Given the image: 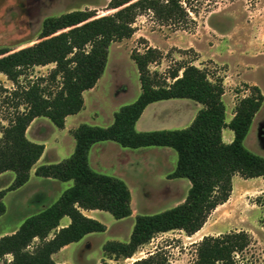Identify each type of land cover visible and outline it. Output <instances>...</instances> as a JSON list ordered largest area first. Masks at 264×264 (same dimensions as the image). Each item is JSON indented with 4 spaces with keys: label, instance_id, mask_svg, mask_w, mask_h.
Returning a JSON list of instances; mask_svg holds the SVG:
<instances>
[{
    "label": "trees",
    "instance_id": "16d2710c",
    "mask_svg": "<svg viewBox=\"0 0 264 264\" xmlns=\"http://www.w3.org/2000/svg\"><path fill=\"white\" fill-rule=\"evenodd\" d=\"M203 5V0H111L113 12L109 14L96 17L93 10L75 9L48 16L43 20L39 41L18 50L0 48V73L14 85L8 88L0 83V94L5 95L4 102L12 109L3 118L6 124L0 120V174L15 173L12 184L0 190V215L6 211L7 192L29 181L31 169L45 150L44 144L27 137L31 122L47 117L58 128H64L66 117L83 109V93L95 87L103 76L111 44L131 38L140 15L151 12L160 24L189 30L195 24L190 13ZM162 56V51L153 46L144 52L133 50L131 58L141 82L139 97L123 105L109 126L80 124L72 130L74 152L60 162L37 167V176L72 180L73 185L56 202L26 218L14 233L0 237V261L10 255L7 264H62L53 259L54 253L89 233L107 229L83 210L108 211L117 219L133 214L128 184L90 165V149L99 141L112 140L132 149L171 147L177 151L178 160L169 177L187 178L191 183L184 201L178 205L159 213L137 214L130 239L105 243L100 264L132 258L161 233L180 230L194 235L211 213L229 200L235 176L264 177V156L244 144L264 103L260 87L250 86V93L239 99L234 116L228 121L222 78H213L206 69L192 63L165 77L150 68ZM48 64L55 66L47 76L22 80L29 69ZM171 98H188L202 105L189 126L136 129V122L150 103ZM225 128L234 132L231 142L223 140ZM258 203L264 207V200L259 199ZM67 216L70 223L61 226ZM252 242L253 237L245 230L205 235L194 243L196 256L191 264H249L243 254ZM130 264H171V260L168 252L158 247Z\"/></svg>",
    "mask_w": 264,
    "mask_h": 264
},
{
    "label": "rangeland",
    "instance_id": "374dc122",
    "mask_svg": "<svg viewBox=\"0 0 264 264\" xmlns=\"http://www.w3.org/2000/svg\"><path fill=\"white\" fill-rule=\"evenodd\" d=\"M204 5L191 12L195 24L189 30H176L173 26L158 22L151 12L137 18L136 32L131 38L114 42L110 46L109 59L104 75L97 87L102 94H89L88 108L80 121L109 126L116 103L127 102L135 90H141L138 67L131 58L133 50L144 52L148 46L160 49L163 56L150 65L165 77L184 64L192 63L206 69L213 78L224 80V102L227 120L230 121L239 99L250 93V86L258 85L264 94V0H203ZM111 0H0V48L18 50L39 41L43 20L75 9L93 10L96 17L113 12ZM55 64L36 66L27 71L22 80L47 76ZM171 82L172 79L168 78ZM0 83L14 88L12 81L0 73ZM0 94V120L12 110ZM191 104L196 103L189 99ZM190 108L179 107L178 114H186ZM94 112L99 116L92 119ZM42 130L51 142L44 164L58 161L57 154L66 157L75 145L74 137L58 133V127L47 117H42ZM2 133L0 132V137ZM60 135V136H59ZM59 140L56 142V138ZM57 144H56V143ZM104 158L98 153L93 157L97 171L114 176H124L133 195L135 214H154L173 207L188 193L189 185L166 186V175L176 168L178 154L165 163L151 149L140 150L122 147L114 143ZM252 152L264 156V103L256 114L244 141ZM0 178V187L13 182L14 172ZM188 182V179H186ZM73 181H60L34 175L24 187L7 192L4 198L6 211L0 215V233L10 231L24 220L56 202ZM63 191V192H62ZM264 177L244 179L235 176L229 200L218 206L209 216L203 228L192 236L175 230L158 234L144 245L132 258L110 260L114 264H130L148 251L163 248L168 252L171 264H191L195 244L205 235H217L228 231L245 230L253 237L244 252L249 264H264ZM69 219V217H66ZM136 216L121 219L110 212L97 210L96 219L107 226L103 232H92L73 243L61 256L75 264H100L104 258V245L110 240L128 241ZM65 221H63L64 223ZM7 257L0 264H7ZM109 260V259H107Z\"/></svg>",
    "mask_w": 264,
    "mask_h": 264
},
{
    "label": "crops",
    "instance_id": "0c3cea01",
    "mask_svg": "<svg viewBox=\"0 0 264 264\" xmlns=\"http://www.w3.org/2000/svg\"><path fill=\"white\" fill-rule=\"evenodd\" d=\"M101 78L99 79V81L97 82L95 87H93V88H91L89 90H86L83 93L84 101H85L83 109L81 111H79L78 113H76V114H72V115L67 116L66 117V122H65V127L64 128H58L59 129L58 133L63 134V135H67V136L68 135L73 136L72 130L77 128L80 124L86 123L84 121H80L79 117L84 111L87 110L89 94H94V93L97 92V87H98V85L100 83ZM141 91L142 90H135V93L132 95V97L127 102L125 101V103L122 102V101L120 103H118V102L116 103L117 105L115 107V111L113 112L112 119L110 118V120H112V123L114 122L115 113L123 105H127V104H130V103H133L139 97ZM96 94H98V98L102 97V94H100V93H96ZM225 94H226V90H225ZM225 94H224V96H225ZM224 96H223V99H224ZM195 102L196 103L191 104V102H189L188 98H171V99H164V100H159V101L150 103L144 109L141 117L136 122L135 127H136V129L138 131H150V130H157V129H181V128H185V127L189 126L192 123V121L194 120L196 114L198 113V111L202 107V105L199 102H197V101H195ZM179 107L190 108V111L188 113H186V114H183V115H181V114L177 115L176 112L179 109ZM94 115L95 116H92V119L96 120V118H98V116H99V113L98 112H94ZM41 118L42 117H37L31 122V124L29 125V127L27 129V137L30 140L34 141V142L44 144L45 145V150L43 152V155L40 157V159L37 161V163L31 169V176H30L29 181L26 184H24L23 186H21L20 188L26 186L32 180L33 176L36 175L35 171H36L37 167L44 164V163H42L43 159L45 158V156L47 155V153L51 149L50 148V145H51L50 140L48 139L46 134L42 133V130L45 127V124L44 123H39ZM233 138H234V132L231 129H229V128H225L223 130V140L225 142H231L233 140ZM58 140H59V137L56 138V142ZM74 140H75V138H74ZM114 143H117V142L112 141V140H106V141L96 142V143H94L92 145V147L90 149V152H89V162H90V165L95 170H96V168L94 167L93 157L96 154V152L98 153L99 158H104L108 154L107 153L108 148L111 147L112 145H115ZM117 144H119V143H117ZM75 146H76V141H75L74 148L72 149V151H69L71 153H68L69 155L67 157H69L74 152ZM137 149H140V150L151 149L152 151L156 152V154H157V157L155 156V161L158 162V159H161V162H163V163H165L166 160H168V157L173 156V153H174L173 150H172L173 148H171V147H163V146H148V147H141V148H137ZM57 156H58L57 158H59L58 161L53 162V163L60 162L63 159L67 158L65 155H62V156L59 157V155L57 154ZM46 164H50V162L46 163ZM173 171L167 173V175H166V183H167L166 186L167 187H172V186H177V185L178 186H181V185L187 186V185H189V188H190L191 183H190L189 180H188V182L186 181L187 178H170L169 174L172 173ZM10 172L11 171H5V172L1 173L0 174V178L3 177L6 174L11 175ZM39 177H41V176H39ZM14 178H15V173H14L13 180H14ZM47 178H51V177H47ZM120 178H122L128 184V182H127V180L125 179L124 176L120 175ZM53 179H55V178H53ZM56 180H58V179H56ZM11 184L12 183H10L9 186ZM128 186H129V184H128ZM5 188H7V187H0V190L5 189ZM130 189H131V187H130ZM186 195L187 194L183 192V194L180 195L181 198L179 200H177V202L173 205V207L178 205L182 201H184ZM132 208H133V214L131 216H136L137 214H135V212H134L135 210H134V207H133V195H132ZM83 213L85 215H87V216L96 218L97 210H83ZM63 221H65V222L63 223ZM69 223H70V218L67 219L66 217H64L61 220V226L68 225ZM19 227H20V225L17 226L16 228L10 230V231L1 232L0 233V237L3 236V235H6V234L14 233ZM87 235H85L82 239H84ZM73 243H75V242H73ZM73 243H71L69 245H66L60 251L54 253L53 254V259L57 263L75 264L72 261H70L69 259H67L65 256H61L62 253L65 250H67ZM9 257H11V256L9 255ZM8 260H10V258Z\"/></svg>",
    "mask_w": 264,
    "mask_h": 264
}]
</instances>
